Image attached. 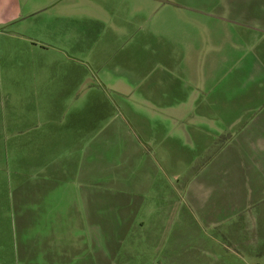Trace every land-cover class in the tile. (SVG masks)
Masks as SVG:
<instances>
[{"label": "rangeland", "instance_id": "374dc122", "mask_svg": "<svg viewBox=\"0 0 264 264\" xmlns=\"http://www.w3.org/2000/svg\"><path fill=\"white\" fill-rule=\"evenodd\" d=\"M263 2L89 0L1 25L0 145L18 127L28 144L0 151V202L17 207L40 167L69 157L67 184L47 190L84 186L107 209L121 242L108 264H264V73L246 68ZM48 27L72 32L67 59L41 40Z\"/></svg>", "mask_w": 264, "mask_h": 264}, {"label": "crops", "instance_id": "0c3cea01", "mask_svg": "<svg viewBox=\"0 0 264 264\" xmlns=\"http://www.w3.org/2000/svg\"><path fill=\"white\" fill-rule=\"evenodd\" d=\"M84 1L88 2L89 0L80 1L79 4H64L63 0H0V26L6 27L28 21L32 23V21L45 16H53V20L64 16L68 17L70 11L76 8V5H83ZM250 6L251 4L248 8ZM100 10L98 9V12ZM258 10L261 15L257 16L258 37L254 41L258 50H253L246 68L259 74V72L264 73V2L260 7L258 5ZM194 22H197L198 27L201 28L197 19ZM27 27L36 29L38 26L32 24ZM40 28L42 29L41 26L37 29ZM48 28V31H36L44 34L45 38L41 40H46V38L56 40L55 42L51 41L49 50L51 53L55 52L67 59L71 48L67 46L68 43L65 40H68L72 32L58 30L55 27H53L54 29ZM86 31L88 30L86 29ZM31 32L30 34H37L34 30ZM32 38H37V36ZM32 38L30 41L27 37L29 51L39 49L42 52H48L49 45L43 42L36 43L38 41H33ZM212 49L217 50L218 48L214 46ZM194 51L197 52L195 49ZM52 66L58 67L59 65H55L54 62ZM216 70L217 66L210 67L211 72ZM258 74H252L251 83L255 82ZM112 81L111 78H106L105 83L114 88H119L122 85L121 82ZM71 83L72 81H69L67 85ZM168 100L170 98H167ZM152 108L158 113L168 110L169 118L178 112H171V108L168 107L167 109L157 106ZM37 116L41 117L39 114ZM16 130L21 137L14 141L13 147L10 146L11 143L9 144L11 128L4 130V134L8 135V140L4 146L0 145V151L13 149L19 152L28 144L23 142L27 131L23 127H18ZM262 134H264V130ZM59 148H53L52 151L60 150ZM66 158V161L69 159V162L67 161L64 167L53 168L51 175L47 174L49 166L40 167L37 170L36 186L33 191H29L31 196L29 197L26 191L22 192L18 197L17 207L13 203V206L9 203L10 194L3 196L0 202V264H108V258L118 253V246L121 245V242L112 233L108 236L107 209L92 202V195L84 189V186H80V190H77L73 183L74 187L64 186V191L49 192L47 190V183L51 182L52 185L66 183L65 180H59V178L60 176L67 178L66 176L72 171L71 167L75 165L76 160ZM81 173H85V170ZM169 211L168 207L166 212ZM122 215H124V211L118 212V219H121Z\"/></svg>", "mask_w": 264, "mask_h": 264}]
</instances>
